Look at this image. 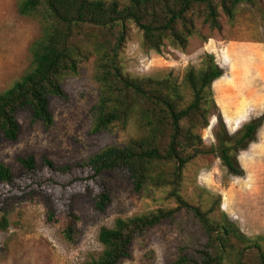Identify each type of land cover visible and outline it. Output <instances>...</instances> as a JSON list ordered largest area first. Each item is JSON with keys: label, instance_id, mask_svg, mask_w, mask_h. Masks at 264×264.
<instances>
[{"label": "trees", "instance_id": "obj_1", "mask_svg": "<svg viewBox=\"0 0 264 264\" xmlns=\"http://www.w3.org/2000/svg\"><path fill=\"white\" fill-rule=\"evenodd\" d=\"M260 1L20 0L19 13L36 20L40 33L29 46V68L0 91V145L17 138L20 111L28 112L31 122L50 126L51 98L65 97L62 78L76 75L79 65L90 58L92 79L99 89L91 131H107L115 124L126 126L131 116L144 131L123 146L108 145L73 164L57 165L43 157L38 166L34 156L26 155L18 158L21 173L15 175L0 163V187L22 195L45 194L49 187L45 217L52 221L57 214L54 201L62 200L69 218L64 235L71 240L72 223L78 219L73 199L86 197L95 209L104 211L111 198L102 177L120 171L136 193L147 185L166 187L175 206L117 218L112 227H101L98 241L102 253L82 264H119L130 257L135 239L158 225L174 223L180 213L199 224V235L186 232L187 241L171 264H223L230 239L240 236L224 212L220 214L223 220L216 221L210 216L211 209L202 210L181 195L182 173L194 160L214 156L230 175L242 176L238 154L257 140L264 114L250 118L234 133L228 132L212 88L213 81L223 76V69L212 53H204L198 67L188 66L180 81L172 75L131 76L124 72L120 54L132 26L141 33L140 46L145 52L160 53L166 44L184 52L191 36L205 41L202 28L207 33L220 30L222 16L232 22L239 4ZM262 18L264 23V10ZM211 115L216 116L215 142L206 145L200 132L209 126ZM75 187L78 190L72 191ZM252 245L258 264H264L262 246L257 242ZM237 264H244L240 257Z\"/></svg>", "mask_w": 264, "mask_h": 264}, {"label": "rangeland", "instance_id": "obj_2", "mask_svg": "<svg viewBox=\"0 0 264 264\" xmlns=\"http://www.w3.org/2000/svg\"><path fill=\"white\" fill-rule=\"evenodd\" d=\"M19 1L0 0V91L29 68V46L40 33L36 20L19 13ZM263 10L264 0L239 4L232 22L222 16L220 30L207 33L202 28L205 41L191 36L184 52L167 44L160 53L145 52L140 46L141 33L132 26L120 54L123 70L138 77L172 75L180 81L188 66H199L204 53L214 54L223 69V76L212 83L214 99L232 134L250 118L264 114ZM92 73L93 58H90L79 65L76 75L62 78L65 97L51 98L50 126L31 122L29 113L20 111L17 114L20 132L15 140L0 145V163L19 175V157L32 155L38 166L43 157L57 165L73 164L108 145L123 146L140 137L144 128H140L135 116L128 119L126 126L115 124L107 131H91L99 97ZM215 124L216 116H209V126L200 132L206 145L215 142ZM237 159L244 171L242 176L230 175L214 156L187 164L180 193L202 210L211 209L212 219L223 220L220 214L224 212L226 220L233 223L240 238L230 239L231 247L226 249L228 256L223 264H237L239 257L244 264H258L252 244L257 242L264 250V122L257 140L240 151ZM102 181L108 189L110 204L99 211L86 197L76 196L72 207L78 219L72 223L71 240L64 235L69 218L62 200L54 201L55 218L48 221L45 217L49 187L45 188V194L32 195L0 187V264H82L102 253L103 246L98 241L101 227H112L117 218L175 206L166 187L147 185L136 193L120 171L105 173ZM76 190L78 187L72 189ZM199 229L198 223L180 213L174 223L158 225L135 239L130 257L119 264H171L178 248L187 241L186 232L199 235Z\"/></svg>", "mask_w": 264, "mask_h": 264}, {"label": "water", "instance_id": "obj_3", "mask_svg": "<svg viewBox=\"0 0 264 264\" xmlns=\"http://www.w3.org/2000/svg\"><path fill=\"white\" fill-rule=\"evenodd\" d=\"M210 122H211V120H210Z\"/></svg>", "mask_w": 264, "mask_h": 264}]
</instances>
